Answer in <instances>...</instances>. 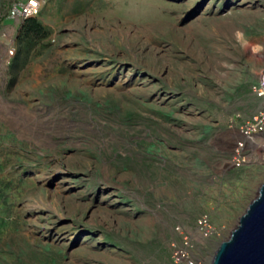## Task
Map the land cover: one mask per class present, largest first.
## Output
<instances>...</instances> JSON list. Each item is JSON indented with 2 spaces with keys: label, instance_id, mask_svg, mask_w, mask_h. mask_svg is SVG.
Segmentation results:
<instances>
[{
  "label": "rangeland",
  "instance_id": "rangeland-1",
  "mask_svg": "<svg viewBox=\"0 0 264 264\" xmlns=\"http://www.w3.org/2000/svg\"><path fill=\"white\" fill-rule=\"evenodd\" d=\"M0 0V264H200L264 182V0ZM14 54H10V50ZM208 215L213 232L197 220Z\"/></svg>",
  "mask_w": 264,
  "mask_h": 264
},
{
  "label": "built area",
  "instance_id": "built-area-1",
  "mask_svg": "<svg viewBox=\"0 0 264 264\" xmlns=\"http://www.w3.org/2000/svg\"><path fill=\"white\" fill-rule=\"evenodd\" d=\"M41 8L40 0H26L12 4L7 9V17L12 19H26L39 14ZM10 54H14L11 49ZM260 95L264 97V83ZM264 132V103L248 121L238 129L239 138L236 139L230 158V164L239 168L252 161V155L248 150V145L254 142V138ZM197 227L203 236H208L213 232L208 215H202L197 220ZM171 264H200L198 258L192 252V243L186 236L182 238L180 245L175 246L172 253Z\"/></svg>",
  "mask_w": 264,
  "mask_h": 264
},
{
  "label": "water",
  "instance_id": "water-1",
  "mask_svg": "<svg viewBox=\"0 0 264 264\" xmlns=\"http://www.w3.org/2000/svg\"><path fill=\"white\" fill-rule=\"evenodd\" d=\"M210 264H264V182Z\"/></svg>",
  "mask_w": 264,
  "mask_h": 264
},
{
  "label": "trees",
  "instance_id": "trees-1",
  "mask_svg": "<svg viewBox=\"0 0 264 264\" xmlns=\"http://www.w3.org/2000/svg\"><path fill=\"white\" fill-rule=\"evenodd\" d=\"M25 24L22 27V33L25 35L35 34L38 35L44 31L43 26L37 21L36 17H29L24 19Z\"/></svg>",
  "mask_w": 264,
  "mask_h": 264
},
{
  "label": "bare ground",
  "instance_id": "bare-ground-1",
  "mask_svg": "<svg viewBox=\"0 0 264 264\" xmlns=\"http://www.w3.org/2000/svg\"><path fill=\"white\" fill-rule=\"evenodd\" d=\"M214 255V254H213Z\"/></svg>",
  "mask_w": 264,
  "mask_h": 264
}]
</instances>
